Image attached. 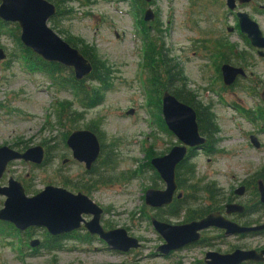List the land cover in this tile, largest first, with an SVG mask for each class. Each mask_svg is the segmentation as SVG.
Returning a JSON list of instances; mask_svg holds the SVG:
<instances>
[{
  "label": "rangeland",
  "instance_id": "1",
  "mask_svg": "<svg viewBox=\"0 0 264 264\" xmlns=\"http://www.w3.org/2000/svg\"><path fill=\"white\" fill-rule=\"evenodd\" d=\"M48 1L61 12L49 22L52 30L65 41L70 39L79 50L91 52L99 65L107 64L111 78L104 88L84 81L92 93L94 88L102 89L100 105L88 108L76 89L63 85L72 78V70L63 67L60 76H49L28 69L22 59L23 44L18 41L21 30L17 24L5 23L0 29V49L7 55L0 61V147L25 151L43 146L47 150L45 164L16 161L6 178L14 177L29 188L30 197L48 185L74 193L76 185H85L82 192L107 211L104 222L113 229L125 228L142 247L127 254L104 242L62 240L52 245L58 249L44 247L39 255L32 256V240L51 243L43 229L23 234L21 243V238H10L0 228L4 233L0 234V264H205V255L211 251L263 250L264 233L227 237L224 230L211 228L202 233V244L180 250L173 257L155 255L165 241L152 217L182 224L201 211L209 198L220 207L234 196L237 203L252 208L249 218L230 216L239 220L236 223L248 220L250 224H264V204L257 190V181L264 180V63L249 47L241 46L249 56L250 78L241 79L233 89L221 81L216 45L238 42L221 29L222 20L226 24L232 21L227 18V6L220 0H153L150 4L140 0ZM148 9L156 13L154 22L144 21ZM257 20L264 30V19ZM140 23H146L154 44L179 66L188 89L198 94L216 117L214 143L191 151L187 163L193 165L192 175L180 172V178L189 179L190 206L174 216L168 211L155 216L145 202L148 189H164L155 169L147 166L154 158L149 160V156H163L180 142L161 123L162 112L149 85L146 32ZM130 110L135 113L127 116ZM83 129L95 131L103 144V153L94 166V173L100 174L91 175V179L85 175V165L73 159L67 146L70 134ZM251 135L259 139L260 149L251 143ZM245 185V195H236L235 191ZM4 202L0 196V209Z\"/></svg>",
  "mask_w": 264,
  "mask_h": 264
},
{
  "label": "water",
  "instance_id": "2",
  "mask_svg": "<svg viewBox=\"0 0 264 264\" xmlns=\"http://www.w3.org/2000/svg\"><path fill=\"white\" fill-rule=\"evenodd\" d=\"M152 3L153 0H143ZM229 8L235 10V1L227 0ZM58 13L57 7L48 0H0V20L4 23L18 24L20 39L25 48L47 63L62 65L72 69L77 81L88 78L94 70L93 64L78 49L63 40L49 26V21ZM242 32L246 34L252 45L264 50V35L259 25L247 14H240ZM155 13L148 9L145 22H154ZM264 57V52L261 53ZM7 55L0 49V61ZM224 84L232 86L238 76H245L243 69L225 65L222 68ZM130 110L127 116L134 115ZM162 116L168 130L174 134L180 145L173 147L167 154L154 157L151 165L160 175L166 187L162 190L149 189L146 192V204L152 208H162L172 203L178 185L176 174L178 167L189 157L190 150L202 149L207 139L200 134L198 114L196 110L180 101L174 94L165 91L162 96ZM252 144L259 148L256 137H251ZM73 159L85 164L91 171L102 154V145L98 135L88 129L76 130L67 139ZM17 160H23L35 165H42L45 160V148L35 146L25 152H19L11 147H0V180L8 165ZM260 202L264 204V182L258 181ZM244 194V188L237 191ZM0 195L6 197L4 208L0 210V220L14 224L20 231L29 228H45L53 236L72 233L81 228L82 223L92 234L100 236L108 246L121 253H128L142 247L139 239L129 235L125 228L105 231L101 225L104 210L88 196L75 194L66 188L47 186L37 195L28 197L23 185L11 178L7 188L0 187ZM227 213H243L244 206L229 204ZM92 215L90 222H85L83 216ZM152 223L165 243L158 247L161 256H168L174 251L200 242L202 232L211 228L225 231L227 237L239 235H254L264 232V224L242 226L232 222L220 213H212L205 218L182 225H172L153 218ZM37 241L32 246H37ZM247 262L264 263V250L236 249L232 253L222 254L209 252L206 264H244Z\"/></svg>",
  "mask_w": 264,
  "mask_h": 264
},
{
  "label": "flooded vegetation",
  "instance_id": "3",
  "mask_svg": "<svg viewBox=\"0 0 264 264\" xmlns=\"http://www.w3.org/2000/svg\"><path fill=\"white\" fill-rule=\"evenodd\" d=\"M222 3H223V5H226L227 6V9H228V16H227V18L228 19H232V21L231 22H228L227 24L224 22V20H222V26H221V29L224 31V33L226 32V34H227V36H230V38L232 39V38H235L238 42H231V43H229V42H226V43H222V45H216L217 46V48L219 49V53H218V55H219V59H221V65H220V67L218 68L219 69V71H220V78H221V81L223 82V84H224V78H223V73H222V68L225 66V65H230V66H233L234 68H239V69H243L244 70V72L246 73V75L245 76H238V78H237V80H236V82L232 85V86H226L225 84V86L226 87H231L232 89L233 88H236L237 86H238V84H239V81L241 80V79H243V80H247V79H249L250 77V74H249V56L246 54V52L245 51H242V49H241V46H244V47H249L251 50H250V52H252L253 53V55H255L256 56V58H257V60H259L261 63H264V57L261 55V53L262 52H264V50H259V49H257V48H255L253 45H252V43H251V41L249 40V38H248V36L246 35V34H244L243 32H242V28H241V19H240V14H247L248 16H249V18L251 19V20H253L254 22H256L258 25H259V27H260V30L262 31V33H263V35H264V30H263V27H262V24H261V22H259L258 20H257V17H262L263 19H264V0H234L235 1V5H236V7H235V10H231L230 8H229V6H228V1L227 0H220ZM51 2V1H50ZM53 3V2H52ZM56 7H57V10H58V13H57V15L56 16H54L52 19H54V18H56V17H58V16H60L61 15V12L59 13V8H58V6L55 4V3H53ZM156 14V13H155ZM156 16V15H155ZM51 19V20H52ZM50 20V21H51ZM140 25L142 26V28H144V23H140ZM151 28H153V26H150V29ZM224 37H225V35H224ZM219 42H221V41H219ZM72 46V45H71ZM155 46V51H156V53L157 52H159L160 51V49H158L157 48V46L156 45H154ZM73 47V46H72ZM75 48V47H74ZM169 59V58H168ZM169 62L173 65V61H171L170 59H169ZM178 66V65H177ZM179 67V66H178ZM174 68V67H173ZM175 69V68H174ZM174 71V70H173ZM174 73V72H173ZM197 95V98H196V101H197V103L195 104L196 106H198L199 107V109H200V111L202 110V113H203V110H205V108H208V107H210L209 105H207V104H204L203 102H201L200 100H199V97H198V94H196ZM202 108V109H201ZM234 108H236V107H234ZM210 109H211V107H210ZM211 112H212V109L210 110ZM237 111H239L240 112V114L241 115H243L244 117H245V115H244V112H242V109L240 108V107H237ZM213 113V112H212ZM92 131V130H91ZM209 132V131H208ZM218 132V130H216V133ZM201 134V133H200ZM202 135V134H201ZM202 136H204L205 138H207V140H208V142H207V144L203 147L204 149L206 148V146H209V145H212L213 143H214V141H215V139H214V137H213V140L212 139H209V137H208V135L206 134V135H202ZM215 136V135H214ZM251 137H256L257 138V136H255V135H251L250 136V139H251ZM257 140H258V142H259V148H257V149H260V147H261V143H260V141H259V139L257 138ZM252 143V142H251ZM101 145H102V153H103V144L101 143ZM177 146V145H176ZM254 146V145H253ZM255 147V146H254ZM45 148V147H44ZM29 149V148H28ZM17 151H19V152H25V151H20V150H17ZM191 154H192V152H191ZM190 154V155H191ZM102 155V154H101ZM187 160H189V157L187 158ZM186 160V161H187ZM17 161H23V160H17ZM47 161V150L45 149V160H44V163L43 164H45V162ZM185 161V162H186ZM14 162H16V161H13V162H11L9 165H8V168H7V170H6V172H5V174L3 175V177L1 178V180H0V187L1 188H7L8 186H9V181H10V179L11 178H14V177H10L8 180H7V178H6V174H7V172H8V170H9V168L11 167V165L14 163ZM25 162V161H24ZM25 163H30V162H25ZM97 163V162H96ZM95 163V164H96ZM30 164H33V163H30ZM42 164V165H43ZM95 164H94V166H95ZM33 165H35V164H33ZM42 165H35V166H42ZM85 165V164H84ZM94 166H93V168H92V170L91 171H88L87 169V173L85 174L86 175V177L87 178H89V179H91V175H99L100 173H94L95 171H93L95 168H94ZM157 175V178L159 179V180H161V181H163L161 178H160V175L158 174V173H156ZM15 179V178H14ZM7 180V181H6ZM16 180V179H15ZM187 180H189V179H187ZM186 179L185 180H183V178H180V173H178V169H177V174H176V182H177V185H178V188H177V191L175 192V194H174V197H173V201H172V203L170 204V205H168V206H165V207H162V208H152V207H150V208H152V210H154V212H155V216H161V214L162 213H165V212H169V214L170 215H176L177 213H178V211H181V208H185V207H189L190 205H189V203H190V198L188 197V194H187V190L190 188V187H188L187 186V184H186V181H187ZM259 180H262L263 182H264V180L263 179H259ZM258 180V181H259ZM7 183H6V182ZM18 181V180H17ZM258 181H257V185H258ZM21 183V182H20ZM164 183V182H163ZM22 184V183H21ZM79 184V183H78ZM23 185V184H22ZM48 186H53V185H48ZM23 187H24V185H23ZM47 186H45L44 187V189L46 188ZM55 187H58V186H55ZM157 187V186H156ZM165 187H166V185H165V183H164V189H165ZM244 188V194L243 195H245V192L246 191H248L247 189H248V187L245 185V186H241L240 188ZM76 191H75V194H78V193H82V194H84V195H86V196H88L87 194H85L84 192H82V189H84L85 188V185H83L82 187H80V186H78V185H76ZM239 188V189H240ZM24 189H25V191H26V195L28 196V197H30L29 196V193L31 192V190L29 189V188H25L24 187ZM43 189V190H44ZM150 189H156V190H161V189H157V188H150ZM239 189H237L236 191H235V194L236 195H238L237 194V191L239 190ZM149 190V189H148ZM257 190H258V186H257ZM41 192V191H40ZM147 192V191H146ZM39 192H37V194H38ZM74 193V192H73ZM258 193H259V191H258ZM37 194H35V195H37ZM35 195H33V196H35ZM243 195H238V196H243ZM0 196H2L3 198H5V200H6V197L5 196H3V195H0ZM32 197V196H31ZM89 197V196H88ZM90 198V197H89ZM91 199V198H90ZM229 200H231L230 201V203H227L225 206H222V205H220V207H218V205H217V202H214L215 201V199L214 198H209V203L208 204H206L205 205V207H203L202 208V210L201 211H199V212H194V214L189 218V219H186L185 220V223H182V224H186V223H190V222H192V221H198V220H201V219H203V218H205L206 216H208V215H210V214H212V213H220L222 216H224L225 218H227L228 220H230V221H232V222H235L236 223V221H239V220H236L235 219V217H230V216H232V215H238L239 217H242V218H249V215L252 213V208H246L245 206V210H244V212L243 213H232V214H228L227 213V209H226V207H227V205H229V204H234V205H241V204H239V203H237V198L236 197H232L231 199H229ZM145 202H146V193H145ZM5 203V202H4ZM96 203V202H95ZM3 204V203H2ZM263 204V203H262ZM147 205V204H146ZM2 206V205H1ZM0 206V207H1ZM100 206V205H99ZM241 206H243V205H241ZM101 207V206H100ZM4 208V204H3V207L1 208V209H3ZM103 208V207H102ZM0 209V210H1ZM103 210H104V214H103V216H102V219H101V225H102V227H103V229L105 230V231H112V230H114L113 229V227H110L108 224H106L105 222H104V218H105V216L107 215V211L103 208ZM83 218H84V221L85 222H90V221H92V219H93V216L92 215H90V216H88V215H84L83 216ZM153 218H155L156 219V217H152V219ZM168 219H170V218H164V221L163 220H159V219H157L158 221H161V222H165V223H168ZM241 222V221H240ZM169 224H172V223H169ZM182 224H172V225H182ZM237 224H240V223H237ZM256 224L257 223H254V224H250V222L248 221V220H246L244 223H242V224H240V225H242V226H256ZM0 228H2V229H4V232H8V236L10 237V238H13V239H16V238H21L20 239V241H21V243H24L23 242V240H22V237L24 236L23 234H27V235H29L30 234V232L32 231V230H36V229H43L44 231H45V233H46V236H47V240L46 241H48V240H50L51 241V243H49V244H46V243H43L42 241H40V240H32L31 242H30V246L32 247V248H34V249H31V251H32V253H30V255H32V256H37V255H39L41 252V250L40 249H42V248H44V247H46L48 250H56V249H58V247L57 246H52V245H54L55 243H57V242H59V241H62V240H77V241H83V242H86V243H90V242H96V241H99V242H104V243H106L104 240H102L101 238H100V236H98V235H94V234H92L91 232H90V230L89 229H87L86 227H85V223H82V226H81V228L80 229H78V230H76V231H74V232H72V233H69V234H64V235H58V236H53V235H51L49 232H48V230L47 229H45V228H37V227H33V228H29L28 230H26V231H20V230H18L17 229V227L16 226H14V224H12V223H9V222H6V221H1L0 220ZM6 228H7V230H6ZM115 229H117V228H115ZM204 232V231H203ZM202 232V233H203ZM262 233H264V232H261V233H259V235L260 234H262ZM0 234H4V233H2L1 231H0ZM239 236H246V235H239ZM6 237V236H5ZM7 238V237H6ZM35 241H37V246H35V247H33L32 246V243L33 242H35ZM140 241V240H139ZM141 242V241H140ZM204 242V240L202 239V236H201V240H200V242L199 243H197V244H194V245H190V246H187V247H185V248H183V249H186V248H189V247H192V246H195V245H199V244H202ZM107 244V243H106ZM108 245V244H107ZM161 246V245H160ZM25 246L22 244V250H23V248H24ZM61 248V247H60ZM109 249V248H108ZM158 249V248H157ZM183 249H180V250H183ZM110 250V249H109ZM180 250H177V251H174V252H172L171 254H169L168 256H164V257H173V255L176 253V252H178V251H180ZM236 250V249H235ZM234 250V251H235ZM253 250V249H252ZM255 250V249H254ZM264 250V249H263ZM257 251H261V250H257ZM212 252V251H211ZM233 252V251H232ZM232 252H230V253H232ZM128 253H130V252H128ZM127 253V254H128ZM209 253V252H208ZM155 255H157V256H159V254L158 253H155ZM207 255V254H206ZM206 255H205V259H206ZM205 259H204V261H203V263H205ZM252 262H247V263H244V264H251ZM206 264V263H205ZM252 264H256V263H252ZM258 264H264V263H258Z\"/></svg>",
  "mask_w": 264,
  "mask_h": 264
},
{
  "label": "trees",
  "instance_id": "4",
  "mask_svg": "<svg viewBox=\"0 0 264 264\" xmlns=\"http://www.w3.org/2000/svg\"><path fill=\"white\" fill-rule=\"evenodd\" d=\"M146 24V23H144ZM6 24L0 21V29L5 28ZM146 26V25H145ZM144 31L146 32V52H145V60L146 65L150 70L151 73V79L149 80V85L151 88V93L156 98L158 104H159V111L162 112V95L165 91H170L172 94H174L180 101L192 106L196 109L198 114V124L200 133L202 135H208L209 139L213 140L214 135L216 134L217 126H216V117L214 113H212L210 110V107L205 108V110L200 111L199 107L195 104L197 103L196 98L197 95L192 92L191 89H188V84L185 83V80L181 76V71L177 65H172L169 62V59L166 55H164V51L161 50L156 53L155 44L153 42V39H151L149 35L148 27L147 29L144 27ZM20 38V34H19ZM18 38V41L20 43V39ZM67 42L75 47L76 49H79V47L68 39ZM21 45V43H20ZM23 53H25V56L22 58L23 63L25 62V65L28 67L30 71H41L44 73L49 74V76H54L60 74L64 71V68L61 67L58 64H50L43 61L40 57L32 53L29 49L25 48L23 46ZM80 52L89 59L93 66L94 70L93 73L87 78L88 80L95 82L101 87H105L109 85L110 78H111V72L108 68L107 64L101 63L99 65L98 61L93 58L91 52L87 51L86 49H81ZM175 69H174V68ZM174 70V71H173ZM174 72V73H173ZM72 77L69 81H65L63 85L70 86L72 89H76L78 96H80L82 104L86 105L88 108H94L100 105L102 101L101 88H94V93H92L83 83L84 81H76L73 76V73L70 74ZM58 78V77H57ZM59 82V81H58ZM60 84V82L58 83ZM70 106V104H69ZM202 109V108H201ZM161 123L163 124V127L167 130L166 124L164 120L161 118ZM209 131V132H208ZM155 154H151L149 156V160L152 157H155ZM188 160L184 163H182L178 167V173L181 171H186L189 174H193V165L190 163H187ZM147 166L151 167L150 161ZM110 166H106V169ZM95 171V170H93Z\"/></svg>",
  "mask_w": 264,
  "mask_h": 264
}]
</instances>
